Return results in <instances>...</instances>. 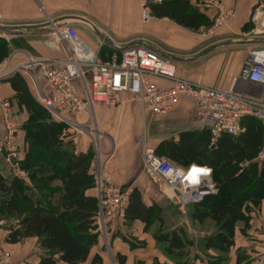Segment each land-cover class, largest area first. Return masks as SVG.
Instances as JSON below:
<instances>
[{"label":"crops","instance_id":"1","mask_svg":"<svg viewBox=\"0 0 264 264\" xmlns=\"http://www.w3.org/2000/svg\"><path fill=\"white\" fill-rule=\"evenodd\" d=\"M148 1L0 0V26L33 27L27 30L0 32V48L3 49L5 47L4 49L7 51V57L0 66L5 65L10 60H14L16 63L26 62L27 56L32 58L66 59L67 55L64 45L60 44L58 47L53 43L51 34L55 28L72 27L77 30L82 42L99 52L100 55L106 51V54L112 52L114 56L123 49L144 47L159 55L172 59L177 58V60H174L187 69L188 79L201 86L213 87L228 92L236 91L256 99H264V86L245 84L239 78L240 71L243 68L242 62L245 61L244 57L236 59H239V62H236L237 69L234 76L230 72L226 76V66L230 65H224L227 62H221L222 64L216 65L218 57H215V55L219 53L216 51H220L219 49L225 47V45L216 48L214 46L212 47L214 49L210 52L203 55H201L203 52H200L192 58L182 56L184 51L191 52L200 44L201 36H195V38L191 30L178 25L170 18L160 19L154 17L150 7L160 4L162 0L153 2L151 5L148 4ZM222 1L228 6L236 8V17L230 25L232 29H239V31L248 23L252 9L262 2V0ZM196 2L198 0H190L191 5H196ZM146 8L150 13L148 22L143 20V13ZM246 35H251V33H244V36ZM102 36L110 40L113 45L105 42ZM243 44L246 46L264 47V36L257 35L253 40H247ZM222 51H224L225 55L227 54L225 50ZM19 74L23 77L33 97L37 99L35 88L30 83L28 75L25 72H20ZM156 81L161 87L170 86L169 82L164 80L159 79ZM0 92L4 98L11 102V112L18 128L17 143L21 151H23V156H25L24 152L26 153L29 149V144L26 140V126L31 118L30 112L20 104L17 92L8 81L1 82ZM104 108L96 106L92 110L93 112L84 113L77 121L85 127L90 120L91 113H94L100 122L104 120L106 111L113 112L116 115L117 135L120 137L116 136L113 138L112 159L106 161L105 171H103L104 175L113 174L115 175L114 182L117 185L125 188L130 186L131 191L137 189L142 202L147 206L159 204L164 209L161 202L167 200L178 210H190L191 208L193 210L194 207L192 205L184 208L176 205L168 193H165L164 187L144 172L142 159L136 145V139L141 134L140 106L133 100H127L119 107L109 108L110 111ZM159 118H162L164 122L176 123V130L169 137L161 139L159 143L166 140L177 142L183 133L201 132L203 130L200 126L197 111L189 101L182 102L168 116H159ZM69 131L72 135L66 139V142L71 141L74 143L76 155L86 153L90 148H93V140L90 136L85 133L76 134L70 128ZM3 134L4 129L0 114V137ZM135 136L134 152L132 154L124 148L121 137L124 140L132 141ZM215 142L212 140V144ZM151 143L154 145L153 142ZM96 165L99 166L100 164L96 163ZM192 165L197 164H191L183 168L185 169ZM0 172L7 181H10L12 177H18L29 183L27 181L28 175L21 170L18 160L13 165L11 161L0 155ZM91 172L95 174V159ZM55 185L58 188L62 187L59 181ZM95 187L88 189L86 195L98 198L97 188ZM58 196L59 193H56L54 200ZM253 210L260 214H258V220H252L251 228H248L246 233L242 234L240 231L237 233L238 241H235V249H244L243 251L247 252V256L250 257L251 264H264V201L260 207ZM145 227L146 225L141 221L132 223L119 222L109 226L107 230L109 235L106 236L105 231L98 226L96 231L99 236L98 242L91 248L88 259L79 264H92L96 256L102 258L103 264H118L121 257L126 258L125 264H174L173 260L171 261L168 250L165 251L158 247L160 243L164 242H158L154 234L149 232L150 228L146 229ZM10 229L12 228H0V255L4 252H9L13 258V264H42L48 258L49 251L44 250L40 246L38 238H26L17 243L9 242ZM127 234L131 237V240L127 238ZM54 259L55 264H67L60 260L59 255H55ZM233 259L236 260V255H234Z\"/></svg>","mask_w":264,"mask_h":264},{"label":"trees","instance_id":"2","mask_svg":"<svg viewBox=\"0 0 264 264\" xmlns=\"http://www.w3.org/2000/svg\"><path fill=\"white\" fill-rule=\"evenodd\" d=\"M150 10L154 17L170 18L189 30L197 31L207 26L206 17L191 5L190 0H162L160 4L152 5ZM253 29L254 24L250 22L244 25L242 31L249 33ZM4 48H0V64L7 57ZM115 55L120 57L121 52ZM100 56L108 61L113 54H106L105 51ZM3 81L11 83L20 104L31 115L26 126L29 149L19 161V166L34 185L26 184V180L18 177L9 184L0 172V192L11 198L4 209L7 215H14L19 199L22 203L33 205L18 226L10 229L8 241L17 243L26 238H38L40 246L49 251L42 264H55V255L67 264L83 263L99 237L96 232L99 200L86 195L88 189L96 186V176L91 172L94 148L75 154L74 143L66 142L72 135L69 127L55 120L38 98L33 97L21 74L15 73ZM243 126V133L223 135L214 144L210 132L203 129L201 132L183 133L177 142L166 140L154 145L159 156L176 166L197 164L213 170L214 181L223 192L220 196L208 197L201 204L192 205V218L202 225L210 222L219 229L217 236L203 241L206 251H214L222 257L220 264H227L229 260L237 226H241V232L246 233L251 216L256 211L253 209L260 207L264 201V162H254L264 142V131L257 120H245ZM58 181L62 187H55ZM56 193L59 196L54 200ZM163 210L159 204H144L135 189L130 195L125 219L130 223L141 221L146 229L158 223L160 228L155 239L167 243L168 254L176 258L175 264H194L195 260L192 262L189 258L190 246L187 249L183 236L177 232H164ZM241 258L244 257L238 255V264H251L250 261L241 262ZM118 262L125 264L126 258L121 257ZM92 264H103V260L96 256Z\"/></svg>","mask_w":264,"mask_h":264},{"label":"built area","instance_id":"3","mask_svg":"<svg viewBox=\"0 0 264 264\" xmlns=\"http://www.w3.org/2000/svg\"><path fill=\"white\" fill-rule=\"evenodd\" d=\"M161 0H149L148 4ZM211 7H221L219 0H205ZM230 13H221L218 23H227ZM144 22L150 20L147 9ZM250 21L264 33V4L255 9ZM222 26V25H221ZM256 33V32H254ZM259 35V34H256ZM51 40L58 47L64 45L66 59L32 58L16 63L10 60L0 66V84L9 76L25 72L35 88L39 102L51 116L74 132L84 134L86 128L77 121L96 106L116 108L133 100L145 115L168 116L184 101L193 104L200 126L210 132L213 142L223 135L237 136L244 132L245 120H257L264 131V99H256L236 91L201 86L188 79V72L174 59L159 55L144 47H130L121 51L120 57L104 61L100 53L85 45L77 30L72 27L55 28ZM245 84L264 86V51H252L245 60L239 76ZM169 82L161 87L156 80ZM11 102L0 92V114L4 135L0 138V155L8 160L17 157L15 126ZM136 145L142 159L144 172L164 187L171 200L184 208L203 203L215 196L218 190L213 183V170L206 166L192 165L185 169L176 167L165 157L159 156L145 128L137 137ZM254 162H264V142ZM210 170L197 173L192 169ZM115 175L100 173L96 178L99 211L96 222L105 230V222L124 220L131 189L117 185ZM0 264H13L12 255H0Z\"/></svg>","mask_w":264,"mask_h":264},{"label":"rangeland","instance_id":"4","mask_svg":"<svg viewBox=\"0 0 264 264\" xmlns=\"http://www.w3.org/2000/svg\"><path fill=\"white\" fill-rule=\"evenodd\" d=\"M219 1L221 3V7H216V8L211 7L210 5L206 4L205 0H203V1L198 0V2H196V5H194V7H195V9L197 8L198 11L200 13H202L203 16L206 17L205 24L207 23L206 24L207 26L201 27L197 31L191 30L194 34V37L195 36L196 37L201 36L200 44L198 46H196L194 48V50L191 52L184 51L182 56L184 55L185 58H187V57L192 58V57L196 56L198 53H200V52L202 53V52H204V50L205 51L209 50L214 46L215 47L216 46L222 47L225 45V47H222L219 49L220 51H216V52L221 53V54L218 53L215 55V57H218V63L216 65H219V63H221V62L222 63L227 62L224 65H227V64H230V65H228L229 67L226 66V70H227L226 76L228 75L229 72L232 73V75L234 76L236 74L235 71L237 69L236 68V62H239L238 60L240 58L244 57L246 60V57L250 52H252V51H264V47H262V46H254V45H250V46L247 45L246 46L243 44V42H245L247 40H253L255 37H257L256 34H259L258 36L262 37V36H264V33L260 32V30H257L258 28L255 27V25H254V29L251 32H249V33H251V35H248V36L247 35L244 36V32L242 30L239 31V29L238 30L232 29L230 24L235 19L237 10H236V8L228 6L227 4H225L222 0H219ZM262 4H264L263 0L256 7H254L252 9L250 16H249L248 23L251 22L250 18H251L252 12L255 9H257L259 6H261ZM144 8H145V6H144ZM221 13H226V14L230 13L232 17L229 19V21L227 23L225 22L223 24H220V23H218V19L220 18ZM254 32H256V33H254ZM222 50H225V52H227V54L225 55V53H223L224 51H222ZM237 58H239V59L236 60ZM244 63H245V61L242 62L243 66H244ZM182 68H184V67H182ZM186 71H187V69H186ZM240 73H241V71H240ZM101 108H104V107L101 106ZM104 109L110 111L109 108L107 109V107H105ZM91 112H93V111L91 110ZM140 112L142 114L141 115L139 113V117L141 120L140 121V125H141V132L140 133H142L143 130H145V128H146L148 131L150 141L153 142L155 146L160 142L161 139L169 137L176 130V123L172 124L170 122H164V120L162 118H159V116H147L142 112V110H140ZM146 116H147V118H145ZM115 120H116V115L113 112H107L106 111L104 113V120H101V122L98 121V119L95 117L94 113H91L90 120L88 121V123L85 126V128L87 129L85 134H87V136H90L93 140L92 145H93V148H94L95 153H96L95 174L97 177L100 173H103V171H105L104 169H105L106 161L112 159V148H113L112 141H113V138H115L116 136H119V135H117V132H118L117 126L118 125H117V123H115ZM14 121H15V119H14ZM15 126L17 127L16 122H15ZM75 133L78 134L79 132H75ZM136 136H138V135H136ZM136 136L132 138V141H128L127 139L124 140L123 137H121V139H122L121 142H123L124 148L131 153L134 152L133 148H134V140H135ZM16 138H17V134L14 138V140H15L14 145H15V147H17L18 152H17V157L14 159L18 160V163H19V161H20L19 159L24 158V156H23V151H21V149L17 143ZM38 154H36V155H38ZM24 155H25V152H24ZM1 156L5 157L8 160L7 154L5 152L2 153ZM135 156H136V154H135ZM115 159L117 160V158H115ZM96 163H99L100 165L97 166ZM176 167H178L180 169H184L181 166H176ZM13 181H14V177H12L11 180L8 182H9V184H11ZM27 181L29 183L25 182L26 184H32V182L29 178L27 179ZM213 181H214V177H213ZM214 185H215V189L218 190L217 195L220 196L221 193L223 192V189L221 188L220 185H218V183L216 181H214ZM126 188L131 189L130 186H127ZM263 188H262V190L264 192ZM222 195H223L222 197H224V194H222ZM10 199L11 198L4 196L0 192V228H3V229L9 228V227L13 228L14 226H18L22 217L26 216L31 211V209L33 208L32 204L22 203L21 200L19 199L17 201L18 208L16 211H13V214L18 215V217L16 218V217H14V215H7V210H4V209H5L6 203H8ZM161 203L163 204V207H164V210H163V212H164L163 216L165 219V225L163 226L164 232H177L183 236L184 240L186 241V243L188 245L187 249L190 246L191 257H189V258L192 259V262L195 260L194 264H220L222 257L218 253H215L214 251H206L205 250V242H204L206 239H208V237L217 236V234L219 233V229H216L215 226L210 222H205V224L202 225V224H199L197 221H195L192 218V215H193L192 208L190 210L189 209L178 210V208L173 206L167 200H164ZM254 209H256V208H254ZM254 213L255 214L253 216H251L249 229L251 228L252 220L253 219L258 220V214L259 213H256V212H254ZM125 221H126V219L119 220V221L106 220L105 228H104L105 229L104 230L105 235L106 236L109 235L108 234L109 232L107 231L109 226H111L113 224H117L119 222H125ZM149 228H150L149 232L153 233L155 236V233L158 232L160 226L158 223H153L151 225V227H149ZM239 231H240V233H242L241 232V226L238 225L237 229H236V234L234 236V245L229 250V254H228L229 260H228L227 264H238V261H237L238 255L244 257V258H241V262H245V261L249 262L250 261V257L247 256V252L243 251L244 249H235V241L236 242L238 241L236 235ZM106 238H108V237H106ZM127 238H129L131 240V237L128 234H127ZM124 239L127 240L126 238H124ZM158 247L161 249H164L166 251L167 250L166 249L167 243H165V242L162 244L160 243L158 245ZM234 255H236V260L233 259ZM169 256L171 257V261L173 260L174 264L177 263L174 255L170 254ZM231 260H233V261H231Z\"/></svg>","mask_w":264,"mask_h":264},{"label":"water","instance_id":"5","mask_svg":"<svg viewBox=\"0 0 264 264\" xmlns=\"http://www.w3.org/2000/svg\"><path fill=\"white\" fill-rule=\"evenodd\" d=\"M31 28H33V27H32V26H25V27L0 26V32H6V31H9V30H21V29H26V30H27V29H31ZM102 38H103V40H104L105 42H107L108 44L113 45V43H112L110 40H108L105 36H102ZM216 47H218V46H216ZM216 47H214V48H216ZM214 48H211V49H209V50H206V51L203 52L201 55L210 52V51L213 50ZM174 59L177 60V58H174ZM10 161L12 162L13 165L16 164V160H15L14 158H10Z\"/></svg>","mask_w":264,"mask_h":264},{"label":"snow or ice","instance_id":"6","mask_svg":"<svg viewBox=\"0 0 264 264\" xmlns=\"http://www.w3.org/2000/svg\"><path fill=\"white\" fill-rule=\"evenodd\" d=\"M207 172V170L206 169H196V168H194V169H192V176H193V174H197V173H206Z\"/></svg>","mask_w":264,"mask_h":264},{"label":"clouds","instance_id":"7","mask_svg":"<svg viewBox=\"0 0 264 264\" xmlns=\"http://www.w3.org/2000/svg\"><path fill=\"white\" fill-rule=\"evenodd\" d=\"M193 169H194V168H193ZM207 171H210V170H207ZM192 178L195 179V174H193Z\"/></svg>","mask_w":264,"mask_h":264}]
</instances>
